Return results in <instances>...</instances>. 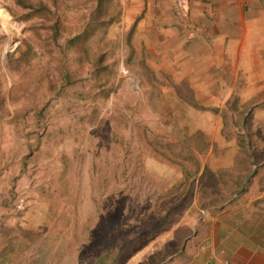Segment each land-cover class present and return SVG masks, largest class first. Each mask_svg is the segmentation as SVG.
I'll use <instances>...</instances> for the list:
<instances>
[{
  "label": "rangeland",
  "instance_id": "obj_1",
  "mask_svg": "<svg viewBox=\"0 0 264 264\" xmlns=\"http://www.w3.org/2000/svg\"><path fill=\"white\" fill-rule=\"evenodd\" d=\"M180 3L0 0V264L161 263L257 174L243 70Z\"/></svg>",
  "mask_w": 264,
  "mask_h": 264
},
{
  "label": "crops",
  "instance_id": "obj_2",
  "mask_svg": "<svg viewBox=\"0 0 264 264\" xmlns=\"http://www.w3.org/2000/svg\"><path fill=\"white\" fill-rule=\"evenodd\" d=\"M191 3L196 18L207 22L199 28L204 41L213 35V39L217 37L216 48L205 43L200 54L215 52L218 61L210 55L198 59L208 62L207 67L226 73L228 69L243 70L247 87L240 92L241 100L253 101V131L264 132V124H260L264 122V0H191ZM257 148L264 149V144ZM254 169L257 174L244 180L240 189L225 193L230 199L207 209L208 213L193 226V233L185 235L184 222L179 220L172 225L171 234L158 238L154 245L160 251L163 245L177 247L175 253L158 264H264V159ZM249 197V203H244Z\"/></svg>",
  "mask_w": 264,
  "mask_h": 264
},
{
  "label": "built area",
  "instance_id": "obj_3",
  "mask_svg": "<svg viewBox=\"0 0 264 264\" xmlns=\"http://www.w3.org/2000/svg\"><path fill=\"white\" fill-rule=\"evenodd\" d=\"M181 3L180 4H187L188 0H180Z\"/></svg>",
  "mask_w": 264,
  "mask_h": 264
}]
</instances>
